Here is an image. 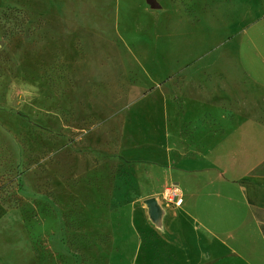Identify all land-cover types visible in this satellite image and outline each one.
Wrapping results in <instances>:
<instances>
[{
  "label": "rangeland",
  "instance_id": "1",
  "mask_svg": "<svg viewBox=\"0 0 264 264\" xmlns=\"http://www.w3.org/2000/svg\"><path fill=\"white\" fill-rule=\"evenodd\" d=\"M263 16L264 0H0V264H147L143 200L172 206L176 182L120 152L125 121ZM241 235L264 242V208Z\"/></svg>",
  "mask_w": 264,
  "mask_h": 264
},
{
  "label": "crops",
  "instance_id": "2",
  "mask_svg": "<svg viewBox=\"0 0 264 264\" xmlns=\"http://www.w3.org/2000/svg\"><path fill=\"white\" fill-rule=\"evenodd\" d=\"M223 48L233 49L231 59L219 58ZM214 54L218 59L189 56L181 75L148 91V116L137 108L123 126L120 152H131L137 164L164 167L165 180L176 182L183 199L164 207L160 226L150 225L147 264H264V242L241 235L252 211L264 208V175L246 178L253 162L264 159V124L252 120L264 102L258 94L264 16Z\"/></svg>",
  "mask_w": 264,
  "mask_h": 264
},
{
  "label": "water",
  "instance_id": "3",
  "mask_svg": "<svg viewBox=\"0 0 264 264\" xmlns=\"http://www.w3.org/2000/svg\"><path fill=\"white\" fill-rule=\"evenodd\" d=\"M147 210L149 220L155 225H161V219L164 214L163 208L159 204L156 197H149L143 200Z\"/></svg>",
  "mask_w": 264,
  "mask_h": 264
},
{
  "label": "built area",
  "instance_id": "4",
  "mask_svg": "<svg viewBox=\"0 0 264 264\" xmlns=\"http://www.w3.org/2000/svg\"><path fill=\"white\" fill-rule=\"evenodd\" d=\"M164 200L170 205L179 206L183 200L180 188L171 184L164 193Z\"/></svg>",
  "mask_w": 264,
  "mask_h": 264
}]
</instances>
